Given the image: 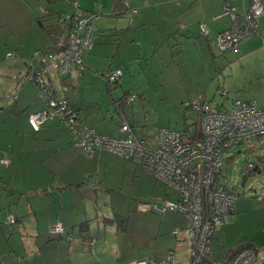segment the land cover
Returning a JSON list of instances; mask_svg holds the SVG:
<instances>
[{
	"label": "crops",
	"instance_id": "obj_1",
	"mask_svg": "<svg viewBox=\"0 0 264 264\" xmlns=\"http://www.w3.org/2000/svg\"><path fill=\"white\" fill-rule=\"evenodd\" d=\"M259 1L264 6V0ZM229 2L241 10L247 5L248 0H229ZM128 4L137 8H144L151 4L167 6L162 11V29H165L167 24L172 27L170 32H167V37L174 42L179 39L181 46L176 47L179 52L185 49V45L189 43L188 38L191 36L180 35L179 31H176L178 24L180 31L185 30L187 34L200 33L201 24L204 29L206 28L203 30L206 35L201 36L203 41L199 39L196 42V39L191 37L196 44L193 49H197V52L192 54L198 59L188 63V60L183 58L182 61L186 62L184 64L178 60L179 58L170 62L169 56H166L164 63L156 71L157 86L162 94L160 101L163 104L162 107L161 105L156 107V113L159 114L154 117L156 125L184 129L187 136L196 134L197 113L186 109L191 111L190 113L181 108L182 102L187 99L204 98L216 108L218 102H212L211 99L217 98L218 95L229 96L230 93H234V99L253 100L257 106L264 107V88L260 85L264 84L262 81L264 68L252 66L246 70L243 67L244 63L256 61L257 58L249 59L253 55L261 57L258 59L264 58V13L259 19L260 29L255 32L258 34L253 35L255 34L253 33L244 37L235 49L221 52L215 44L214 36L228 29L231 24L230 17L220 13L223 9V0H129ZM48 6L55 10L69 11L65 2L56 3V0H0V157L9 159L7 165L0 163V184L8 182L12 187L5 191L0 187V221H4L6 214L10 213L7 210L19 215V211L25 214L22 223L19 224L21 234L15 233L16 235L12 234L7 238V231L0 229V264L1 261H6L8 264H84L85 257H91L92 253H103L108 244L107 236L115 237V239L118 237L120 241L121 232L113 224L104 223L101 218L116 215L118 213L114 211L119 209L127 210L129 215L141 214L136 221L134 220L136 226L130 232L128 239L135 256H132L126 264H136L140 259L161 260L165 258L168 251L173 252L175 264H188L189 243L184 232L185 215L182 212L168 210L161 215L156 214L158 216L156 217L151 211V206L162 198L176 197L173 188L156 179L151 173H141L149 182L145 196L148 198L141 197V193L137 194L138 196H131L129 191H126L123 192L125 196L123 203L116 204L112 200V193L116 189L111 181L115 173L112 167L124 165L127 168L132 165L125 164L121 156L104 149L83 154V151L81 152L74 145L72 133L55 117L47 119L38 130H35L29 121V113L45 107L44 99L38 95L37 86L26 78V73L31 66H37L42 51L54 43L52 34L36 19L43 13L42 9ZM97 37L100 39L95 40L92 47L84 54L82 74L91 76L85 73L86 67L91 69L90 71L103 69L105 72L108 69L121 68L120 84L127 83L128 79L122 63L128 65L125 59L130 57L129 47L135 52L140 46L128 45L127 54H125L118 43L113 42L114 45L116 44L115 47H109L110 50L105 49L106 38L101 34H97ZM167 40H162L160 43H167ZM205 50L211 52V63H208L207 58L202 59L201 54L205 53ZM8 51H13L16 55L6 57ZM117 54L119 56L115 58ZM105 58H110L107 66L105 64L102 68L94 66L97 60ZM233 63L241 64L242 76L237 77L234 74L231 68ZM191 65L196 67L195 73ZM224 74L227 76L221 80ZM72 75V73L65 76L57 74V77H54L48 69L45 79L60 94L66 93L67 98L79 108L80 116H84L82 121L84 124L94 127L98 132L120 136L122 133L119 131V126L122 121L128 123L131 121L125 118L124 113L120 115L115 110L110 112L111 121L115 119L114 113L119 116L116 130L111 126V121L104 119L105 115L101 118L100 113L97 114L89 107V104L93 102L90 103L91 98L85 94V88L79 95L80 102H78L79 99L76 100L72 93L69 94L70 90L76 89L79 79L78 75L75 74L76 80L72 78ZM230 77L234 80L233 85L228 82ZM63 86L66 87V92ZM105 91L107 93L106 81ZM8 93L17 94L12 105L7 104L5 95ZM97 99L100 101L101 93ZM218 101L221 105H225L223 100ZM231 103L233 106L232 101ZM131 108L133 109V105ZM26 160L31 162L38 160L39 173H35V169L30 166L31 175L24 179L23 184L16 186L12 171L21 168L24 172ZM92 171L98 173L101 186L98 191H94L90 185L82 184L86 173ZM131 174L140 175L139 173ZM54 175L58 183L55 188L50 186ZM117 177H115L116 181ZM11 183L14 185L12 186ZM68 183L80 186L61 188ZM26 185L30 190L32 188L47 189V192L42 194L35 192L33 197L35 203L31 196L21 201L23 196L19 198L17 194ZM101 195L102 199H105L102 205L99 200ZM236 200L235 204L238 203ZM89 201L94 203L90 205ZM28 205H30L29 209H27ZM251 211L252 209L248 206L244 209L235 206L232 214H236L234 218L232 216V221L214 229L210 244L211 258H222L223 251L227 247L229 250L238 245L236 243L241 237V241H248L253 246H264V215L260 219L255 218L254 215H250ZM84 220L90 221L88 239L82 238L79 234V223ZM55 223H62L65 233L71 234L72 238L68 240L63 237L58 238L56 234L51 235L48 228ZM1 226L4 227L5 224ZM173 230L177 232L174 234ZM118 243L116 240V246ZM116 249L112 251L115 256H117ZM32 251L33 254L29 255L28 253Z\"/></svg>",
	"mask_w": 264,
	"mask_h": 264
},
{
	"label": "built area",
	"instance_id": "obj_2",
	"mask_svg": "<svg viewBox=\"0 0 264 264\" xmlns=\"http://www.w3.org/2000/svg\"><path fill=\"white\" fill-rule=\"evenodd\" d=\"M72 30L65 38H60L55 53H46L39 58L38 66L28 69L26 78L39 88V95L45 97L46 107L30 114V122L37 127L46 117L57 115L74 133V141L86 151L103 148L121 155L133 153L134 158L143 166L172 186L178 193L176 200H166L156 205V212L175 209L187 219L185 235L190 243V261L188 264H208L210 240L213 229L231 219L230 207L235 195L216 181L221 170V153L232 144L247 141L264 134V108L254 102L235 100L229 111L211 110L207 104L193 103L199 114L201 136L192 140H183L179 133L159 129L155 146H146L144 141L129 134L124 139L109 138L96 134L94 130L76 119V112L62 96L55 97L45 85V75L53 68L58 75H69L73 69L83 70L82 54L90 48L94 40L97 15L83 13L76 9ZM234 8L224 11L232 20L231 27L216 35V45L220 50L235 49L244 37L258 30L255 19L264 13L259 0H250L247 8L240 14ZM202 30H205L202 25ZM16 54L9 51L6 57ZM120 69L107 72L106 76L114 80ZM17 77V75H13ZM66 87L63 86V90ZM8 93V103L16 97ZM122 130H129L126 123ZM252 165L249 164L248 167ZM11 220V219H10ZM62 225L56 223L50 232L59 233ZM6 264V263H2ZM136 264H175L171 253L162 260L140 259ZM230 264H264V246L259 248L243 247L233 256Z\"/></svg>",
	"mask_w": 264,
	"mask_h": 264
},
{
	"label": "rangeland",
	"instance_id": "obj_3",
	"mask_svg": "<svg viewBox=\"0 0 264 264\" xmlns=\"http://www.w3.org/2000/svg\"><path fill=\"white\" fill-rule=\"evenodd\" d=\"M76 3L78 1L79 5L83 9H90L91 7L94 8V4H99L100 8L95 9L99 12V18L97 20V26L95 29L96 34H101L106 38L105 49H109V47L116 46L114 43H118L121 49H124L125 54H127L126 49L128 45L135 44L140 46L139 48L132 50L131 47L128 48V52L130 53V57L125 59L128 65L122 63V67L124 73L127 77V83H124L121 86H115L111 89V94L113 98H117L122 94L123 89L130 90L132 94L135 95V98L132 100H128L125 105L124 109V116L129 121L133 122L135 130L138 134L144 133L147 137L148 144L153 145V135L155 133V126L156 122L154 121V117L159 115L156 113V107H162V103L160 101L161 95L159 92V87L157 86V72L166 56H169V59H176L181 60L186 58L189 61L198 59L196 55L192 54V52H197V49H193L196 47L195 42L191 37L188 38L189 43L185 45V49L182 52H179L176 47H172L173 39L167 37V32L172 29L171 26H165V29H162V14L167 6L164 5H157L151 4L147 5L144 8H137L135 13H131L128 5L124 3L123 0H75ZM114 1V2H113ZM65 2V4L69 7V11H73V5L70 3V0H56V3ZM64 6V5H63ZM172 20V18H171ZM174 20V19H173ZM174 27V26H173ZM122 28V30H121ZM174 30V29H173ZM170 32V31H169ZM255 33L253 35H256ZM252 35V36H253ZM135 37V39H133ZM155 37V39H154ZM182 37V36H181ZM180 37V38H181ZM116 38V39H115ZM152 38V39H150ZM178 38V37H177ZM167 40L168 44L160 43L162 40ZM183 39V38H182ZM203 38L199 37L196 38L197 40ZM130 40V41H129ZM179 40V39H177ZM195 46V47H194ZM191 48V49H190ZM104 49V50H105ZM205 49V48H203ZM204 51V50H203ZM218 52V50H216ZM210 51L205 50V53H202V59L207 58L208 63L212 62ZM183 55L185 57H183ZM199 55V52H198ZM119 55L117 54L115 58ZM111 57V56H110ZM254 58H261L259 56L253 55L249 57V59ZM109 59L104 60H97L95 62V67L102 68L103 64L105 66L108 65ZM254 62H249L248 64L244 63L243 67L248 70L250 67L264 68V58L258 59ZM186 64L185 61H182ZM207 63V65H209ZM213 67V66H212ZM94 68V67H93ZM234 70V74L238 77L239 75L242 76V72L240 70L241 64L233 63L232 67ZM95 69V68H94ZM192 71L195 73L196 67L191 65ZM222 67L219 69V71ZM86 67V74H91L90 77L86 76L85 74L78 73L76 69L72 70V78L75 79V74L78 75V84L74 91L70 90L69 94H73L75 99H79L80 102V94L82 93L83 89L85 88V94L89 98H91L89 107L97 112L100 113L99 116L101 118L105 115L104 119L111 121L109 117V113L113 112L114 106L110 104V97L105 91V81L107 77H105L106 72L103 69L90 71ZM215 70V69H214ZM50 74L54 77H57V73L53 68H49ZM217 71V69H216ZM70 73V74H71ZM78 73V74H77ZM227 75H222L221 80L223 77ZM76 80V79H75ZM264 81V80H262ZM228 82L233 85L234 80L232 77L228 79ZM262 88H264V84H260ZM100 88V89H99ZM230 92V91H229ZM101 99L98 101L97 98L100 97ZM225 96V98H224ZM234 93H230L229 96L227 95H218L217 98L211 99L212 102L217 101L218 105L216 106L217 109H230L232 106L231 101L233 102ZM211 97V96H210ZM223 100L225 105H221L220 101ZM133 105V109L131 108ZM160 107V108H161ZM83 107H81L82 109ZM190 112L189 110H185ZM81 113H84L81 111ZM118 113V112H117ZM117 113L115 114V119L111 122V126H113L117 130V124H119V116ZM92 115V113H90ZM94 115V114H93ZM95 118L94 116H91ZM81 120H83L84 116H80ZM84 123V122H83ZM88 127H92L87 124ZM95 129L94 127H92ZM96 130V129H95ZM79 149V148H78ZM81 150V149H79ZM82 152V150H81ZM84 154V152H82ZM123 158V156L121 155ZM124 159L125 164H129L132 166H127V168L122 165H113L112 168L113 177L111 179L112 184L115 186V190L112 193V200L116 204H122L125 196H123V192L129 191L131 196H135L141 193V197L146 196V190L148 188V181H146V177L141 173H150L142 164L138 161L127 160ZM38 160L31 162L26 160V170L21 168H17L12 171V176L14 180V184L16 186H20L23 184L24 179L27 176H30L32 170H29L30 166L35 169V173H39L40 164L37 163ZM45 163V162H44ZM248 163H251L252 167L249 173H246V166ZM136 167V172L134 169ZM26 173V174H23ZM28 173V174H27ZM126 173V176H125ZM131 173H139L140 175L133 176ZM56 175L58 173H55ZM109 174V173H108ZM219 180L224 183L227 189L235 195V200L238 202L235 204L233 203V207L235 208L239 206V209L248 208L252 209L250 215H254L255 218H261L264 215V136H257L254 138L249 139L248 141H244L241 143L232 144L230 147L224 149L221 153V170L218 173ZM118 176L117 181L115 177ZM125 176V181L122 179ZM12 180V179H11ZM123 182V183H119ZM12 182V181H11ZM12 184V183H11ZM12 184V186L14 185ZM36 184V183H35ZM57 182L55 179V175L52 176L50 186L56 187ZM12 188V187H11ZM5 191V190H4ZM30 189L24 187L21 189L19 194V198L22 197L21 201H25L31 196V199L36 194L35 192H29ZM145 191V193H144ZM18 192V191H17ZM22 195V196H21ZM138 196V195H137ZM151 196V195H150ZM106 197V194H105ZM102 195L100 200V204L102 205L105 199H102ZM148 198V197H145ZM139 200V199H138ZM35 203V198H33ZM141 201V200H139ZM146 202V200H143ZM94 202L89 201V204L92 205ZM36 205V204H35ZM6 210V209H4ZM112 213V212H110ZM114 213H118L121 216H124L125 221V229L120 230L121 235L120 241L115 239V237L107 236L108 244L103 250V253L97 252L96 254L92 253L91 257L84 258V264H126L135 256V252L133 248H130L131 243L128 241L130 232L135 228V222L141 214L132 213L129 215L127 210L119 209V211L115 210ZM134 214V215H133ZM236 214V213H235ZM235 214H231V221L232 216L234 218ZM110 217L114 216L108 215ZM156 217H158L155 214ZM1 218V217H0ZM134 222V225H133ZM77 230V229H76ZM16 235V234H15ZM20 237V236H19ZM242 238V237H241ZM241 238H239V244L241 242ZM112 240L114 243L111 244ZM116 240L119 242L116 246ZM104 243V239H103ZM235 244V245H236ZM234 245V246H235ZM132 246V245H131ZM233 246V245H232ZM233 246V247H234ZM129 247V248H128ZM117 248V249H116ZM116 249L117 256L112 254V251ZM225 251L223 254L225 255ZM106 251V252H105ZM92 258V260L90 259Z\"/></svg>",
	"mask_w": 264,
	"mask_h": 264
},
{
	"label": "trees",
	"instance_id": "obj_4",
	"mask_svg": "<svg viewBox=\"0 0 264 264\" xmlns=\"http://www.w3.org/2000/svg\"><path fill=\"white\" fill-rule=\"evenodd\" d=\"M124 1V3L126 4V5H128V8L127 9H130V11H131V13L133 14V13H135L136 11H137V7H132V6H130L129 4H128V2H129V0H123ZM70 3H72V5H73V11H64V10H55V9H53V8H51V7H45V8H43L42 9V11H43V13L40 15V16H37L36 17V19H37V22L43 27V28H45V29H47L51 34H52V36H53V38H54V43L49 47V48H47V49H44L43 51H42V54L40 55V56H42V55H44V54H46V53H55L57 50V47H56V43H57V41L60 39V38H65L67 35H68V33L72 30V27H73V23H74V21H75V16H76V14H75V4H76V1L75 0H70ZM249 3H250V0H248V2H247V5L245 6V7H243V9H241V10H238L235 6H233V5H231L230 4V2H229V0H223V9H222V11L220 12L221 14H225L224 13V11H226V10H230V8L232 9V8H234L236 11V13L237 14H240L245 8H247L248 7V5H249ZM100 8V5L99 4H94V8L92 7V8H90V9H83V8H81L80 7V5H79V3H78V1H77V6H76V9L78 10V11H80V12H85V13H90V12H93L94 14H96L97 15V17H96V20H95V29H96V24H97V20H98V18H99V12L97 11V10H95V9H99ZM228 16V15H227ZM229 17V16H228ZM259 19H260V16L259 17H257L256 19H255V22L258 24V30L257 31H259V29H260V24H259ZM230 21H231V24H232V20L230 19ZM231 24H230V27H231ZM202 25L203 24H201L200 25V28H201V30H200V33H189V34H187L186 33V31L185 30H183V31H180V29H179V24H178V27L176 28V31H179V33H180V35H189V36H191L192 38H194V39H196V38H199V37H201V36H205L206 34H205V32L202 30ZM229 27V28H230ZM228 28V29H229ZM95 29L92 31V34L94 35V40H93V42H92V45L94 44V41L95 40H97V39H100V37H97V34L94 32L95 31ZM206 29V28H205ZM228 29H226V30H228ZM226 30H222V31H220V32H218V33H221V32H223V31H226ZM218 33H216L215 34V36H214V41H215V44H216V35L218 34ZM248 36H250V35H248ZM247 37V36H246ZM116 39V38H115ZM101 40H102V37H101ZM240 42V41H239ZM239 42H238V44H239ZM92 45L90 46V48L92 47ZM180 46H181V44H180V41L179 40H176L175 42H173V44H172V47H177V48H180ZM217 46V45H216ZM238 47V46H237ZM90 48H88L83 54H82V60H83V68H84V54L90 49ZM217 48H218V46H217ZM219 49V48H218ZM227 50H232L231 48H228V49H226V50H220L219 49V51H221V52H225V51H227ZM9 52V51H8ZM11 52H13V51H11ZM13 53H15V52H13ZM16 54V53H15ZM6 56V55H5ZM40 58V57H39ZM172 60L173 59H169V61L170 62H172ZM38 64H39V59H38V63H37V66H38ZM35 67V66H34ZM115 69H120V71H121V68H115ZM115 69H108V71L107 72H110V71H112V70H115ZM83 71V70H82ZM82 71L80 72V73H82ZM107 72H106V74H107ZM121 73H122V71H121ZM120 73V74H121ZM106 74H105V77H107L106 76ZM120 74L118 75V77L116 78V79H114V80H111V79H109V77H107V79H106V87H107V93H108V95H109V97H110V103L114 106V109H115V111L116 112H118V114H123L124 113V109H125V105H126V103L128 102V100H132V99H134L135 98V95L134 94H132L131 92H130V90H125V89H123L122 90V94L120 95V96H118L117 98H113L112 97V94H111V89L113 88V87H115V86H121V84H120V79H119V77H120ZM68 75V74H67ZM26 76H27V73H26ZM60 76H65V75H60ZM34 83V82H33ZM35 84V83H34ZM36 85V84H35ZM45 85L47 86V88H48V90H50L51 92H52V94L55 96V97H60V96H62V97H64L65 99H66V101H67V103H68V105L71 107V108H73L74 110H75V112H76V119L80 122V123H82V124H84L83 122H82V120H81V118H80V110H79V108H77L68 98H67V96H66V93H63V94H60L56 89H55V87H53L48 81H47V79L45 80ZM37 86V85H36ZM37 88H38V86H37ZM66 90L67 89H65V92H66ZM219 92H221V91H219ZM38 95H39V88H38ZM40 96V95H39ZM40 97H42V96H40ZM43 99H44V104H45V107H46V99H45V97H42ZM15 99H16V97L14 98V100L12 101V102H10V103H8L7 102V104L8 105H12L14 102H15ZM235 100H238V99H234L233 100V103H234V101ZM239 100H242V101H251V102H254L253 100H243V99H239ZM8 101V100H7ZM195 101H199V102H201L202 104L204 103V104H207L208 106H209V108L211 109V110H216V111H220V112H224V111H229V110H231L232 108H233V106H232V108L231 109H217V108H214L211 104H210V102L209 101H207V100H205L204 98H194V99H187V100H185V101H183L182 102V109L185 111L186 109H190V110H193V111H195L196 113H197V115H198V118H197V132H196V134H193L192 136H187L186 135V131L184 130V129H178V128H171V127H168V126H165V125H156L155 127V133H154V135H153V138H152V140H153V145H150V144H148V141H147V137H149V136H147V135H145L144 133H142V134H138L137 132H136V130H135V127H134V124L131 122V123H128V122H126V121H122V123L120 124V126H119V131L122 133L120 136H112V135H109V134H107V133H103V132H98L97 130H95V129H93L92 127V129L94 130V132L96 133V134H101V135H105V136H107V137H109V138H114V139H119V140H121V139H124V138H126L129 134H132V135H134L137 139H139V140H142V141H144V144L146 145V146H155V144H156V135H157V132H158V130L159 129H166V130H169V131H173V132H176V133H179L180 135H181V138L183 139V140H192V139H194V138H199L200 136H201V132L199 131V123H198V121H199V114H200V112L197 110V109H195L194 107H193V103L195 102ZM255 103V102H254ZM256 104V103H255ZM257 105V104H256ZM44 107V108H45ZM260 107V106H259ZM44 108H42V109H44ZM260 108H264V107H260ZM42 109H40V110H42ZM36 111H39V110H36ZM36 111H33V112H36ZM33 112H31V113H33ZM31 113H29L28 114V119H29V117H30V114ZM53 117H55V118H57L65 127H66V129H68L71 133H72V137H73V143H74V145L76 146V147H78L79 149H81L85 154H90V153H94L97 149H103V148H95L93 151H86L85 149H83L81 146H79V145H77L76 143H75V141H74V133H73V131H72V129H71V127L70 126H67L57 115H54V116H51V117H46V119H44L41 123H39L38 124V126L37 127H35L33 124V127H34V129L35 130H38L39 128H40V126H41V124L42 123H44L47 119H49V118H53ZM29 121H30V119H29ZM123 123H126L127 125H128V127H129V130L128 131H124V130H122L121 129V126H122V124ZM84 125H86V124H84ZM87 126V125H86ZM258 136H264V134H262V135H258ZM257 137V136H256ZM249 140V139H248ZM247 140V141H248ZM242 142H244V141H242ZM239 143H241V142H239ZM104 150H106V149H104ZM106 151H109V152H111V153H114V154H116V155H119V156H121V154H119V153H116V152H113V151H110V150H106ZM123 156V158H126L127 160H133V161H138V160H136L135 158H134V155H133V153H128V154H124V155H122ZM138 162H140V161H138ZM0 163H2V164H5V165H7L8 163H9V159L8 158H6V157H0ZM141 163V162H140ZM142 164V163H141ZM249 164H251V163H248L247 164V166H246V173H249L250 172V170H251V167H248V165ZM142 166H143V164H142ZM144 167V166H143ZM144 169H146L145 167H144ZM147 170V169H146ZM147 171H149V170H147ZM156 179H159V180H161L162 182H164L162 179H160L158 176H156L154 173H152L151 171H149ZM219 175H217L216 176V181L217 182H219L222 186H224L225 188H227L225 185H224V183H222L219 179ZM166 185H168V186H170L169 184H167L166 182H164ZM82 184H86V185H90V186H92V189L94 190V191H98V190H100L101 189V186H100V181H99V177H98V173H96V172H94V171H92V172H90V173H86V175H85V179L82 181ZM79 185V184H78ZM78 185H76V184H70V183H68V184H65V185H63L61 188H66V187H69V188H72V186L74 187V186H78ZM80 186V185H79ZM0 187L2 188V189H4V190H7V189H9L11 186H10V184L8 183V182H3L2 184H0ZM171 188H173L172 186H170ZM173 190L175 191V195H176V197L174 198V199H171V198H167V197H165V198H162L161 200H159V201H157L156 203H154L152 206H151V211L153 212V213H155V214H158V215H161V214H163V213H165L166 211H168V210H171V211H178V210H173V209H166L165 211H163V212H156L155 210H154V207L156 206V205H163V203H164V201H166V200H176L177 198H178V193L176 192V190L173 188ZM108 191H110V190H108ZM29 192H38L37 194H42V193H46L47 192V189H38V188H32ZM29 203V202H28ZM27 203V204H28ZM30 205H28V207H27V209H29L30 207H29ZM233 210H234V207H233V205H232V207H230V214H232V212H233ZM7 212H10V213H7L6 214V217H5V219H4V221H0V229H4V230H6L7 231V238H9V236L10 235H12V234H15V233H19V234H21L20 233V230H19V228H20V226H19V224L20 223H22V221H23V218H24V216H25V214L23 215V213H21V211H19L20 212V215L17 213H15L14 211L12 212L11 210H7ZM28 212V211H27ZM178 212H180V211H178ZM102 218V221L104 222V223H106V224H113L114 226H115V228L117 229V230H124L125 229V221H126V219H125V217L124 216H121V215H119V214H116V215H114V216H112V217H110V216H102L101 217ZM11 219V220H10ZM230 221H231V219H230ZM89 220H84V221H82V222H80L79 223V234H80V236L82 237V238H84V239H88L89 238V236H88V230H89ZM229 222V221H228ZM227 222V223H228ZM2 224H5V226L3 227V226H1ZM56 224V223H55ZM223 224H226V223H223ZM54 225V224H53ZM52 225V226H53ZM61 225H62V223H61ZM222 225V224H221ZM51 227V226H50ZM50 227L48 228V231H50ZM187 227V219H186V225H185V228ZM216 227H218V226H216ZM215 227V228H216ZM185 228H184V231H185ZM214 228V229H215ZM214 229H213V231H212V234H211V240H210V244H211V241H212V237H213V232H214ZM3 230V231H4ZM177 232V230H173V233L175 234ZM6 232L4 231V234H5ZM51 235H54V234H56L55 236H58V238L59 237H63L64 239H68V240H70L71 238H72V235L71 234H68V233H65V227L62 225V231L61 232H59V233H52V232H49ZM2 234H3V232H2ZM68 234V235H67ZM65 235V236H64ZM185 237H186V235H185ZM186 239H187V237H186ZM188 240V239H187ZM188 243H189V241H188ZM243 247H254V248H259V247H256V246H253L252 244H250V242H248V241H241L238 245H236L234 248H231V249H229L226 253H225V255L222 257V258H220V259H213V258H211V256H210V253H209V255H208V257H207V259H206V262L208 263V264H230V262H231V260H232V258H233V256L237 253V251L238 250H240L241 248H243ZM189 252H190V243H189ZM168 253H171V255L173 256V252L172 251H168ZM167 253V254H168ZM29 255H31V254H33V251L32 252H29L28 253ZM167 256V255H166ZM166 256H165V258H166ZM164 258V259H165ZM173 258H174V256H173ZM162 260V259H161ZM157 261V260H156ZM189 261H190V253H189ZM2 263H6V264H8L6 261H1V264ZM189 263V262H188Z\"/></svg>",
	"mask_w": 264,
	"mask_h": 264
}]
</instances>
